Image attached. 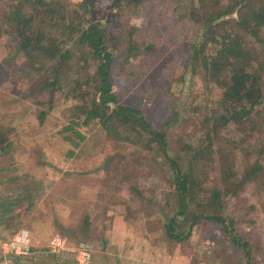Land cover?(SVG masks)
Returning a JSON list of instances; mask_svg holds the SVG:
<instances>
[{
  "label": "trees",
  "instance_id": "obj_1",
  "mask_svg": "<svg viewBox=\"0 0 264 264\" xmlns=\"http://www.w3.org/2000/svg\"><path fill=\"white\" fill-rule=\"evenodd\" d=\"M0 38L7 61H26L14 75L25 81L21 95L35 106L39 128L57 111L56 100L66 99L49 133L68 145L65 159L76 157L88 134L95 136L92 150L115 146L114 153L102 148L92 169L64 172L96 175L99 207L73 229L53 209L56 232L87 241L94 220L122 216L141 220L153 243L194 236L216 262L229 255V264H251L253 251L230 208L252 184L264 220V0H0ZM163 58L157 76L168 96L187 69L198 86L190 105L175 102L171 118L156 127L141 106L157 93L147 76ZM113 68L139 85L137 105L120 102ZM7 113L0 112V228L11 236L21 211H32L54 182L42 173L49 165L43 146L29 148L12 119L3 121ZM23 157L28 163L18 167ZM134 170L157 189L128 183ZM71 187L75 199L83 188ZM150 208L154 215L144 216Z\"/></svg>",
  "mask_w": 264,
  "mask_h": 264
},
{
  "label": "rangeland",
  "instance_id": "obj_2",
  "mask_svg": "<svg viewBox=\"0 0 264 264\" xmlns=\"http://www.w3.org/2000/svg\"><path fill=\"white\" fill-rule=\"evenodd\" d=\"M126 14V11H124L123 17H125ZM5 52L4 42L0 38V112H8L4 114L3 121L12 119L18 132L17 135L22 138L28 137L29 148L35 146V144L43 146L46 160L49 162V165L45 166L42 173L46 172V179L54 182V185L45 191L32 211H21L22 223L16 231L21 229L29 231L32 236V241L36 246L33 248H37L36 255L33 259L24 258L21 262L23 264H76L75 256L71 255V253H59L58 255L55 254V257L46 250H42L49 237L57 230H60V228H57V226L53 225L51 222L53 209L56 210L60 222L66 226V228L73 229L81 222V218L85 212L93 214L92 205L95 207L94 210L98 211L99 203L93 200V198L95 197L96 191L100 189V183L95 181L97 178L95 177L96 175L67 176L64 175V172L79 168L92 169L100 162L102 150L105 149L107 152L114 153L113 148L115 146L107 143L104 148L103 146L101 147L100 151L99 149L92 150L95 136L93 134H88L87 136L91 141H87V143L77 151L76 157L73 159H65L64 153L68 145L66 143L64 144L58 138L50 137L49 133L56 130L57 126L53 127V123L56 120L54 117L57 116L60 118L62 116V105L66 102V99L58 98L56 100V104L58 105L56 107L57 111L54 112L55 114H52V116H48L44 124L39 128L37 121L34 119V114L36 112L35 106L30 104V98L21 95L25 81L22 76L15 77L14 75L18 70L25 68L26 61L21 55L17 56L12 62L7 61ZM165 60L166 58H163L149 72L147 80L150 85L156 88L157 93L151 101L144 102L141 106L142 110L152 120L156 127L163 126L165 122L171 118L175 102L177 103L176 106H183V104L190 105L196 94L193 88L198 86L190 85V72L187 69L184 73V84L182 86L173 84L171 89L173 96H168L164 91L163 81L157 76L160 66ZM179 65L182 67V63L179 62ZM112 79L120 102L137 105L141 93L139 85L134 81L132 75L124 71L121 72L118 68H113ZM26 106L28 107V111L21 114L20 110ZM37 130L40 131V135L36 136V140H32L31 135L35 134ZM176 130V127L170 129L172 132H176ZM27 160V157L20 158L18 162L20 165L17 164V166L21 167L23 163L26 165V163H28ZM32 165L34 164H30L31 168L33 167ZM143 178L144 175L141 172L135 171L127 182L130 184L139 182V184L141 183L144 186H152L153 189H157L158 185L156 181ZM71 186L83 188L79 190L78 196L75 195V199L68 197L69 193L67 192L73 189ZM66 189H69V191H66ZM240 198L238 205L235 207L231 206L230 208L231 214L234 215L233 218L236 217L235 229L238 231L237 234L245 237L251 246L254 259L250 263L264 264V220L252 184L248 183L243 186ZM249 206L253 207L248 208ZM154 213L155 210L150 208L145 210L143 214L146 217H152ZM101 221L102 220L93 221V229L89 232V237L86 239L88 242H93L95 244V239H97L99 235H103L107 227L111 224V221L105 224ZM138 221L142 224L141 220L134 219L136 223L135 226L140 224ZM134 229V234L138 236L137 230H141V225L140 227H134ZM199 230V236L203 238L207 230V225H202ZM10 232L11 230L9 229L0 228V237L11 238L13 235L10 236ZM62 235L66 236L70 243L75 242L69 236L65 234ZM174 243L177 245L179 256L178 264H189V262H192V264H221V262L214 261L211 256H214L215 253L210 254L207 251L202 252L201 249L197 247L194 236L187 241H174ZM230 259L231 257L227 255L225 259L226 263L224 264H229ZM235 262L237 264H244L243 261L240 262L237 259Z\"/></svg>",
  "mask_w": 264,
  "mask_h": 264
},
{
  "label": "crops",
  "instance_id": "obj_3",
  "mask_svg": "<svg viewBox=\"0 0 264 264\" xmlns=\"http://www.w3.org/2000/svg\"><path fill=\"white\" fill-rule=\"evenodd\" d=\"M138 223L141 230L136 229L137 236L134 234V227H137L134 219L115 216L104 234L95 239V244L91 243V264H178L175 240L168 244L153 243L148 239L141 222Z\"/></svg>",
  "mask_w": 264,
  "mask_h": 264
},
{
  "label": "built area",
  "instance_id": "obj_4",
  "mask_svg": "<svg viewBox=\"0 0 264 264\" xmlns=\"http://www.w3.org/2000/svg\"><path fill=\"white\" fill-rule=\"evenodd\" d=\"M47 252L52 254L71 253L75 256L76 264H91L92 245L88 241L70 243L66 236L55 232L45 244ZM32 236L29 231L21 229L9 240H0V264H23L25 257L33 253Z\"/></svg>",
  "mask_w": 264,
  "mask_h": 264
}]
</instances>
